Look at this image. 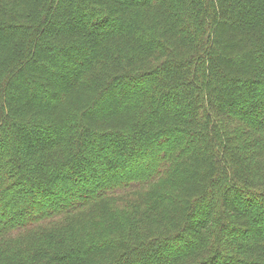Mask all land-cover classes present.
<instances>
[{"label": "trees", "instance_id": "obj_1", "mask_svg": "<svg viewBox=\"0 0 264 264\" xmlns=\"http://www.w3.org/2000/svg\"><path fill=\"white\" fill-rule=\"evenodd\" d=\"M0 264H264V0H0Z\"/></svg>", "mask_w": 264, "mask_h": 264}]
</instances>
